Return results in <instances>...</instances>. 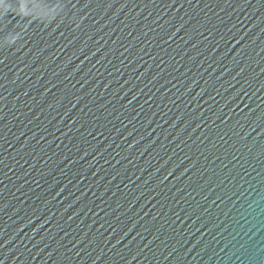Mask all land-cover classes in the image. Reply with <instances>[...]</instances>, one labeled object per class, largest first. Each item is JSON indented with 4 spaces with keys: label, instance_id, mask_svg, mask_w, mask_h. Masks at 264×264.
<instances>
[{
    "label": "water",
    "instance_id": "water-1",
    "mask_svg": "<svg viewBox=\"0 0 264 264\" xmlns=\"http://www.w3.org/2000/svg\"><path fill=\"white\" fill-rule=\"evenodd\" d=\"M0 264H264V0H0Z\"/></svg>",
    "mask_w": 264,
    "mask_h": 264
}]
</instances>
